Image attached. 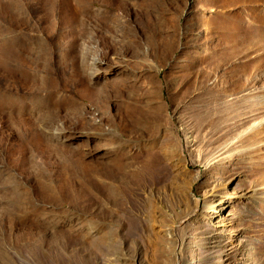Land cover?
<instances>
[{"label": "rangeland", "instance_id": "1", "mask_svg": "<svg viewBox=\"0 0 264 264\" xmlns=\"http://www.w3.org/2000/svg\"><path fill=\"white\" fill-rule=\"evenodd\" d=\"M0 264H264V0H0Z\"/></svg>", "mask_w": 264, "mask_h": 264}]
</instances>
